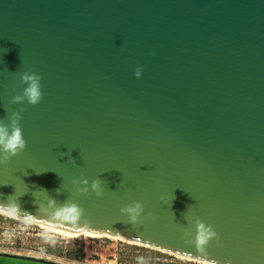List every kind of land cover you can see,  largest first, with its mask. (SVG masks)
Masks as SVG:
<instances>
[{
	"label": "water",
	"instance_id": "1",
	"mask_svg": "<svg viewBox=\"0 0 264 264\" xmlns=\"http://www.w3.org/2000/svg\"><path fill=\"white\" fill-rule=\"evenodd\" d=\"M25 73L41 77L36 106L12 103ZM12 112L26 149L0 164L1 212L264 264V0H0V121ZM73 203L78 217L58 214ZM197 221L217 233L203 250Z\"/></svg>",
	"mask_w": 264,
	"mask_h": 264
},
{
	"label": "rangeland",
	"instance_id": "2",
	"mask_svg": "<svg viewBox=\"0 0 264 264\" xmlns=\"http://www.w3.org/2000/svg\"><path fill=\"white\" fill-rule=\"evenodd\" d=\"M0 254L24 256L54 264H196L106 238L63 237L38 225L2 214Z\"/></svg>",
	"mask_w": 264,
	"mask_h": 264
},
{
	"label": "clouds",
	"instance_id": "3",
	"mask_svg": "<svg viewBox=\"0 0 264 264\" xmlns=\"http://www.w3.org/2000/svg\"><path fill=\"white\" fill-rule=\"evenodd\" d=\"M141 75L142 69L137 68L135 72L136 78H140ZM21 82L24 85L22 94L14 96L12 103L23 104L26 102L31 106L40 104L43 99L41 77L34 73H25L21 76ZM21 111H23V109H21ZM21 118L19 112H12L7 124L0 121V164L10 161L13 157H16L26 149V141L23 137L22 129L19 126ZM74 183L79 184L77 191L82 193L89 192V181L87 179H82L79 182L74 181ZM90 189L97 198L104 195L102 181L99 178L91 181ZM143 211V205L139 202H134L121 209V213L127 215L132 223L138 221ZM58 214L64 216L65 219H67L68 216L75 218L79 216L80 210L74 203L65 204L58 210ZM196 228V243L201 250H203L204 246L208 245L210 241L217 238V233L210 225L197 221ZM196 264H219V262L205 255L204 259L197 260Z\"/></svg>",
	"mask_w": 264,
	"mask_h": 264
},
{
	"label": "bare ground",
	"instance_id": "4",
	"mask_svg": "<svg viewBox=\"0 0 264 264\" xmlns=\"http://www.w3.org/2000/svg\"><path fill=\"white\" fill-rule=\"evenodd\" d=\"M0 214H2V215H8L10 217H13L15 219L21 220V221L26 222V223H31V224L38 225L39 227H42V228H44L47 231L56 233V234L61 235L63 237H75L76 238V237H80V236H87V237L106 238V239H109V240L126 243L128 245L145 247V248L152 249V250H155V251H159V252H162V253H165V254L173 255L175 257L188 260L186 262H190V263H196L197 262L196 260L191 259V258H187V257L181 256V255H176V254H173V253H170V252H167V251H163V250H159V249H154V248H151V247L142 245V244L134 243L132 241H129L127 239H124V238H121V237H117V236H112V235H108V234H101V235H99V234H94V233H89V232L70 233V232H66V231H62L60 229H56V228L50 227L48 225L36 223V222L30 221V220H27V219H24V218H21V217H16L14 215H10V214H7V213H3L1 211H0ZM104 262H105V260H104ZM109 264H114V263H109Z\"/></svg>",
	"mask_w": 264,
	"mask_h": 264
},
{
	"label": "built area",
	"instance_id": "5",
	"mask_svg": "<svg viewBox=\"0 0 264 264\" xmlns=\"http://www.w3.org/2000/svg\"><path fill=\"white\" fill-rule=\"evenodd\" d=\"M149 250H151V249H149ZM156 252V251H155Z\"/></svg>",
	"mask_w": 264,
	"mask_h": 264
}]
</instances>
